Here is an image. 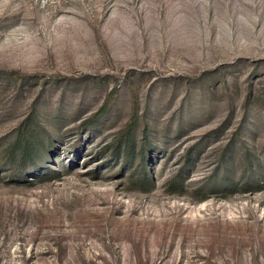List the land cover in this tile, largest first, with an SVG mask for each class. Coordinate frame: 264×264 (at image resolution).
Masks as SVG:
<instances>
[{"label":"rangeland","instance_id":"374dc122","mask_svg":"<svg viewBox=\"0 0 264 264\" xmlns=\"http://www.w3.org/2000/svg\"><path fill=\"white\" fill-rule=\"evenodd\" d=\"M0 264H264V0H0Z\"/></svg>","mask_w":264,"mask_h":264},{"label":"trees","instance_id":"16d2710c","mask_svg":"<svg viewBox=\"0 0 264 264\" xmlns=\"http://www.w3.org/2000/svg\"><path fill=\"white\" fill-rule=\"evenodd\" d=\"M27 155H30V153L28 152V153H26Z\"/></svg>","mask_w":264,"mask_h":264}]
</instances>
